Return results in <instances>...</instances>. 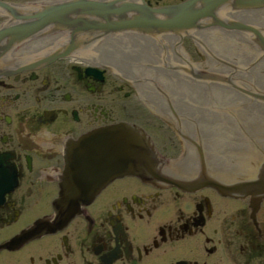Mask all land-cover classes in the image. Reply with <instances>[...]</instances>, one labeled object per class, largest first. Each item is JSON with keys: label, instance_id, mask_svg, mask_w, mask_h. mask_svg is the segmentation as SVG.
Returning <instances> with one entry per match:
<instances>
[{"label": "flooded vegetation", "instance_id": "flooded-vegetation-1", "mask_svg": "<svg viewBox=\"0 0 264 264\" xmlns=\"http://www.w3.org/2000/svg\"><path fill=\"white\" fill-rule=\"evenodd\" d=\"M45 1L0 0L20 12ZM70 1L77 0H55ZM88 1L157 8L184 0ZM240 14L264 28V8ZM96 20L56 22L10 47L0 42V264H264V193L247 184L259 178L264 164V150L258 151L264 134L253 133L255 122L246 124L251 139L242 125L217 129L207 123L226 103L210 109L209 119L192 117L201 104L188 100L171 76H189L188 40L198 46L201 62L207 57L220 65L231 46L220 35L211 49H202L186 33L81 29L108 24ZM259 48L258 57L245 48L242 54L253 57L263 86ZM164 50L185 65L168 64ZM201 68L211 73L210 66ZM172 90L187 101H170ZM253 101L264 106L251 98L246 110ZM121 122L146 130L159 172L186 181L185 188L128 175L75 205L65 193L69 155L86 134ZM227 133L232 150L224 149ZM223 167L249 174L232 175Z\"/></svg>", "mask_w": 264, "mask_h": 264}, {"label": "water", "instance_id": "water-1", "mask_svg": "<svg viewBox=\"0 0 264 264\" xmlns=\"http://www.w3.org/2000/svg\"><path fill=\"white\" fill-rule=\"evenodd\" d=\"M13 1L18 2L20 0ZM87 5V2H85L84 5L80 4L78 1L65 2L57 5H49L44 9L26 15H20L11 7L7 6L14 17L20 20L24 19V21L17 25L1 28L0 42L6 37L8 40L7 47H10L16 42H20L32 36L49 24L55 22L69 24L72 22L86 23L92 21L90 17H87L90 16L88 14L104 16L108 25L99 26L106 30L143 29L146 32L172 31L181 34L185 31H193L202 27L199 31L194 32L196 42L199 41L202 44V49L205 47L211 49L217 42L216 38L220 35L221 37L219 38L224 40L223 44L226 43L231 46V51L225 52V57H221L223 61V64L220 62L221 65L212 58L207 57L201 62L198 46L191 40L185 42L184 46L188 54L192 57V60L194 62H200L198 64H190L188 68L184 69L185 72L188 75L193 73L197 78L217 80V82L211 83L186 76L185 74L179 76L171 74L174 81L183 85L185 89L184 94L187 95V99L195 100L202 106L199 111L191 114V116L197 120L206 119V117L209 119L213 115L211 110H215L219 105L223 106L224 103H226L227 109L219 113L213 120H207V123H215L217 129L225 127V124H236L242 129L240 126L242 125L250 139V135L253 133L257 136L264 134V106L256 108L257 104L253 101L250 104L252 109L246 110L247 103L251 101V98L246 94L243 95L241 92L231 90L233 87L230 86L234 84L241 87L251 85L257 87L261 92L264 91V85L261 86L260 84L262 83L259 80L261 73L252 70L253 64L251 61L253 57H246V54H242L245 48L254 54V57H258L261 50L256 43L251 41L253 39V34H247V38L236 29L225 30L213 26L222 25L227 28L254 31L259 36L258 42L260 46L264 48V36L257 30V28L263 25L256 24V19L249 16L244 18L242 14L232 11L223 13V16L230 17L231 20L236 22L227 24L217 15L218 9L223 6H232L236 8V10L257 8L264 6V0H186L179 4L167 5L161 8L125 4L117 10L95 9L97 4L93 2L91 5L92 8L89 10L86 8ZM21 8H25L24 11L29 12L35 7L28 4L26 7ZM129 11H137L138 14L129 17L127 15ZM6 13L9 14L8 12ZM6 13L0 10V25L9 21V17ZM161 14L164 17H160L159 15ZM112 15H118L120 19L118 21L111 20ZM70 16H74L73 19L70 18ZM208 19H210L211 23ZM11 21H14V19L11 18L9 22ZM202 21H208L209 23L202 25ZM63 26L70 27L71 25H61V27ZM82 28H84V26ZM209 36H212L214 40H211ZM164 37L172 40L178 39V37L170 35ZM164 53L167 55L168 64L175 65L178 63L185 65L186 62L175 57L172 52L164 50ZM262 59L264 60V58H261V60ZM263 60L262 64H257L258 70L262 68L264 70ZM203 66H210L211 68L209 71L224 77L219 78L209 73L197 74L202 71L201 69H204L201 68ZM245 92L264 101L263 94L250 93L247 90H245ZM169 99L170 101L178 102L187 101L182 94H177L175 90L170 92ZM180 108L179 106L178 109ZM182 109L185 110V108ZM217 112H219V110ZM252 122H255L257 127V131L253 133H251V126L246 127V124L249 125ZM223 137L225 140L224 149L232 150V147L228 145L230 141L228 133L224 134ZM205 138L207 137L205 136ZM258 141V151L260 153V151L264 150V139ZM77 144V151L72 153L69 159L66 177V195L68 197L84 198H78V203L90 199V196H95L111 180L124 175H137L143 180L152 181L154 183L163 182L176 184L185 188V184L178 178L159 172L161 161L156 154L154 146L145 133L137 127H130L126 124H116L107 128H100L83 137ZM230 163L236 164V158L233 157ZM223 168H227L232 175L246 177L249 174V171L241 174L240 171L243 168L239 171H232L231 167ZM213 170H217V168H213ZM260 177V181H254L255 187L252 188L253 192L262 191V193H264V166L261 170ZM247 184H250V182Z\"/></svg>", "mask_w": 264, "mask_h": 264}]
</instances>
